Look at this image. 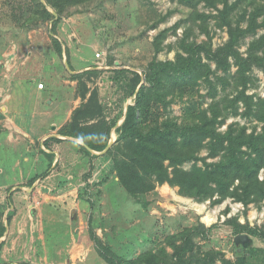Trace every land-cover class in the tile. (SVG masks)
I'll list each match as a JSON object with an SVG mask.
<instances>
[{"label":"rangeland","instance_id":"rangeland-1","mask_svg":"<svg viewBox=\"0 0 264 264\" xmlns=\"http://www.w3.org/2000/svg\"><path fill=\"white\" fill-rule=\"evenodd\" d=\"M30 3V0H0V93L3 87L5 91L10 89L14 85L13 80L29 74L33 77L32 85L38 88L53 85L47 93L49 99L60 100L64 91L66 95L70 94L73 100L70 107H79L95 90L106 121H116L110 132L108 142L112 143L109 148L117 140V128L134 97L128 94L126 78H115L111 70L128 69L143 74L154 56L158 60L174 59L185 34L188 41L207 40L198 24L189 19V8L177 0H88L73 6L62 16L56 34L51 31L50 22L34 24L30 16L23 17ZM221 7L218 4V8ZM196 8L217 14L203 2ZM253 8L252 2L239 4L231 15L233 25L245 28L246 16ZM176 24L178 26L173 29ZM164 29L168 31L161 50L154 54L152 41ZM208 30L213 48L221 46L228 38L226 28H218L213 18L209 20ZM263 34L264 29L260 28L255 34L246 35L240 40L239 51L246 56L250 43ZM51 36L62 42V56L54 50ZM211 67L215 68L214 63ZM93 69L100 72L85 75L80 85L69 76ZM235 71L233 66L225 89L220 84L217 86L214 99L208 95L207 84L201 81L192 96H168L173 100L171 104L167 108H155L153 117L159 121L169 117L182 123L187 121L185 109L189 99L203 100L201 108L218 101L222 114L226 115L225 122L218 127L219 131L224 132L230 123L246 126L247 132L254 128L260 131L261 123L253 116L242 115L244 108L241 103L237 114H232L231 107L224 101V98L233 96L236 88H240L235 87ZM216 74L222 75L221 72ZM250 77L247 92L264 97V72L254 66ZM210 78L215 80L214 75ZM60 79L72 85L55 86L52 81ZM4 80L6 86L2 84ZM8 81L10 83L6 84ZM60 89L62 94H59ZM89 122H96V119ZM2 135L0 131V169L5 171L0 174V224L9 227L15 223V229L4 237L0 249V256L4 257H0V264H106L90 237L89 219L93 231L119 257L135 258L142 252H150L166 264H176L171 242H179L178 235L185 228L202 223L205 227H214L206 237L194 238L196 255L202 258L207 253H219L213 264H222V258L235 263L242 256L243 264H264V237L249 234L252 245L243 249L241 245H235V234L226 223V220L234 218L241 224L264 231V200L244 204L226 197L219 203H212L218 198L216 194L212 199L199 201L182 194L178 186L167 183L155 184L153 189L135 198L119 183L113 169V158L105 154L107 150L102 154L98 151L94 154L96 157L85 155L88 165L82 170L79 167L67 170L59 167L56 172L65 171L52 185L48 180L30 183L26 179L20 188L8 184L13 183V178H17L22 170L27 173L28 167L23 163L13 166L20 158V152L10 149ZM207 154L206 148L197 153L204 158ZM219 159L220 155L206 157L207 162ZM193 162H185L182 167L189 169ZM197 163L201 165L202 161ZM68 174L73 176L69 179L71 183L66 177ZM259 178L264 179V169L260 170ZM4 183L6 187H2ZM86 184L89 185L88 195L81 197L79 193ZM36 186L40 191L35 192ZM60 187L64 188L65 195L57 197L56 189ZM9 214L11 218L8 221ZM206 216L210 219L208 222ZM19 224L22 231L17 230ZM206 262L210 263L208 259Z\"/></svg>","mask_w":264,"mask_h":264},{"label":"trees","instance_id":"trees-1","mask_svg":"<svg viewBox=\"0 0 264 264\" xmlns=\"http://www.w3.org/2000/svg\"><path fill=\"white\" fill-rule=\"evenodd\" d=\"M88 0H30L29 6L23 12V17H29L31 23L50 22L51 31L56 34V28L62 16L68 13L73 6L85 3ZM189 8V19L198 24L201 32L206 34L207 40L202 42L188 41L185 34L180 40V51L174 59L158 60L155 56L148 62L143 74L128 69L111 70L115 78H126L128 94L133 96V103L126 108L123 122L118 129V137L105 152L112 156L113 169L118 181L125 191L135 198L153 189L155 184L167 183L178 186L179 191L199 201L218 198L212 203H219L226 197H232L244 204L264 200V179L259 178V172L264 169V97L249 94L247 89L251 81L250 72L254 66L264 72V34L253 40L244 56L239 51L240 40L248 34H255L260 28L264 29V0H177ZM203 2L207 8H213L217 14L205 13L197 10V5ZM242 2L254 3V8L246 16L247 26L242 28L233 25L232 13ZM218 4L222 5L218 8ZM56 12L57 18L50 11ZM216 20L218 28H226L228 38L224 44L212 47L211 36L208 30L209 20ZM178 26L176 24L173 29ZM168 29L161 30L152 41L154 54L161 50V44ZM51 42L56 53L62 56V42L51 36ZM262 52V55L259 52ZM211 63L215 68L212 69ZM236 67L233 78L236 88L232 97L224 101L237 114L240 103L244 108L242 115L254 117L261 123L260 131L230 123L224 132L218 130L219 125L225 122V114L221 112L218 101H214L207 108H201L203 100L189 99L185 113L187 121L178 123L172 118L161 121L153 117L155 108H167L172 98L168 96H192L201 81L208 87V95L213 99L220 84L225 89L232 67ZM97 69L84 70L70 74V78L77 80L80 85L85 75L99 73ZM221 72L222 75H217ZM215 76V80L210 78ZM140 85V86H139ZM139 86V87H138ZM138 88V89H137ZM84 97V94H83ZM1 117V114H0ZM150 117L151 121H149ZM96 122L90 123V120ZM116 121L107 122L102 114V107L97 103L96 91L92 90L86 102L71 112L70 120L63 125L58 133L79 139L82 144L74 142L84 155L91 154L89 147L94 151H102L109 140L111 129ZM49 138L44 141L47 145ZM207 149L206 157L220 159L207 162L206 157L197 153ZM245 148V149H244ZM202 161L198 165L197 161ZM194 161L189 169L182 166L185 162ZM50 165L48 166V168ZM48 169L34 175L28 182H34L38 177H45ZM86 184L79 196L88 195ZM90 199V198H88ZM1 215V212H0ZM8 221L11 218L7 216ZM90 237L94 240L99 256L106 264H166L164 260L152 253L142 252L135 258L117 256L109 246L93 231L90 225ZM233 233L246 232L248 235L264 237V231L249 224H241L236 219L226 220ZM214 226L205 227L204 224L185 228L178 238L171 242L172 257L176 264H213L219 253H207L200 257L193 251L194 238L206 237ZM5 226L0 224V236ZM0 243V249L2 246ZM243 248V247H242ZM247 249V248H243ZM209 262H206V260ZM244 257L236 262L224 258L222 264H243Z\"/></svg>","mask_w":264,"mask_h":264},{"label":"crops","instance_id":"crops-1","mask_svg":"<svg viewBox=\"0 0 264 264\" xmlns=\"http://www.w3.org/2000/svg\"><path fill=\"white\" fill-rule=\"evenodd\" d=\"M31 79H33L32 74L23 75L13 80L12 84L14 83V85L10 89L8 88L5 91L3 87L2 93H0V131L4 136V141H7L11 146L10 149L20 152V158L16 159L13 166H20L23 163L28 167L27 173L22 170L17 178H13V183L8 184H15L16 187L20 188L25 184L26 179H30L47 169V175L38 177L34 182L48 180L47 182L52 185L57 182L56 177L65 171L56 172L59 167L60 169L66 167V170L67 168L79 167L82 170L88 165L85 155L74 144V142L79 144H82V142L77 138L63 136L58 133V130L70 120L71 112L76 107L75 105L70 107V102L73 101L70 94L66 95L64 91L60 100L58 98L56 100L54 98L49 99L47 93L53 89V85L47 84L46 86L43 85L42 88H38L36 85H32L33 81L31 82ZM52 82L55 83V86L60 85V87L69 83L63 79L53 80ZM4 83L5 80L2 84L6 86ZM9 83L8 81L6 84ZM68 85H72V83ZM47 86L48 88L45 90ZM62 93L61 90L59 94ZM52 137L59 140H49L45 146L44 141ZM97 152L92 150L91 154H97ZM3 172L5 171L1 168L0 174ZM66 177L69 180L73 176L68 174ZM69 182L71 183L70 180ZM6 186L7 184L4 183L2 187ZM37 191H40L38 186H36L35 192ZM56 192L58 193L57 197L65 195L63 187L56 189ZM4 226L5 231L0 236V243L5 240L4 237L7 233L10 234L15 229V223L10 224L9 227ZM22 229L19 224L17 230L22 231ZM0 257H4V255Z\"/></svg>","mask_w":264,"mask_h":264},{"label":"water","instance_id":"water-1","mask_svg":"<svg viewBox=\"0 0 264 264\" xmlns=\"http://www.w3.org/2000/svg\"><path fill=\"white\" fill-rule=\"evenodd\" d=\"M41 1L44 2V0H41ZM50 11L53 13L54 17L57 18L56 12L53 11L52 9H50ZM111 143L112 142H108L106 147L100 153L101 154L104 153L109 148ZM87 149H89V151H92L89 147H87ZM73 213H74V210H73ZM233 240H234L235 245H241L243 248H248L249 246L252 245V239L247 233L236 234Z\"/></svg>","mask_w":264,"mask_h":264},{"label":"bare ground","instance_id":"bare-ground-1","mask_svg":"<svg viewBox=\"0 0 264 264\" xmlns=\"http://www.w3.org/2000/svg\"><path fill=\"white\" fill-rule=\"evenodd\" d=\"M205 220L208 222L210 219L208 216L205 217Z\"/></svg>","mask_w":264,"mask_h":264},{"label":"built area","instance_id":"built-area-1","mask_svg":"<svg viewBox=\"0 0 264 264\" xmlns=\"http://www.w3.org/2000/svg\"><path fill=\"white\" fill-rule=\"evenodd\" d=\"M42 85L41 84H39V87H41Z\"/></svg>","mask_w":264,"mask_h":264}]
</instances>
